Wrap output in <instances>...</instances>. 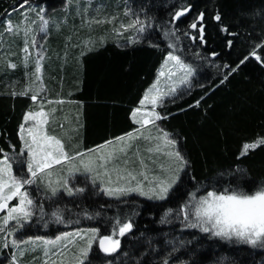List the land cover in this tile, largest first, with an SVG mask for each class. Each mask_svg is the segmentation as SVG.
Returning <instances> with one entry per match:
<instances>
[{
  "label": "snow or ice",
  "instance_id": "6c2138e0",
  "mask_svg": "<svg viewBox=\"0 0 264 264\" xmlns=\"http://www.w3.org/2000/svg\"><path fill=\"white\" fill-rule=\"evenodd\" d=\"M72 6L73 20L79 17L80 24L79 28L73 24L74 31L66 37L65 49L80 47V56L95 50L97 42L91 37L83 40L81 46L71 43L72 36H78L79 29L91 31L93 25L111 24L118 38L130 32L127 43L147 41L163 53V60L155 80L130 109L129 119L134 127L101 144L84 147L80 132L84 127L82 102L74 120L64 117L66 127L58 121L57 113L62 111L58 106L74 101H66L59 93L56 98L47 95L44 65L50 57L45 44L50 27L59 31L60 23L35 0H17L9 5L0 19V74L23 68L26 82L17 88L20 81L12 80L0 95L26 97L32 104L17 126L19 149L10 139L6 141L7 148L0 146V264H94L98 258L93 255L94 245L105 257H112L105 264H114L121 238L134 227L130 216H122L119 204L130 203L125 198L133 194L160 202L176 197L177 206L165 209L159 220L161 225L178 221L181 230H196L208 239L264 250V180H255L244 166L257 152H264V128L242 140L235 153V167L198 180L190 174L193 162L182 150L178 136L162 124L173 115L167 111L168 105L191 95L194 88L199 87L202 95L177 112L200 108L206 97L229 84L243 66L253 64L264 72V8L241 12L236 21L238 27H233L225 23L218 8L200 10L190 0H177L169 19L163 22L149 15L147 9L142 7L137 12L127 4L123 15L130 19L125 22L120 19L119 5L117 11L109 13L102 0L96 6L94 0L85 4L67 0L65 22ZM90 11L95 15H90ZM12 13L19 16L15 22ZM157 28L163 45L152 39ZM185 38L191 45L184 44ZM105 39L100 37L101 45ZM218 39L221 51L211 49L202 55L196 50L192 52L193 60L186 59L187 48L207 49L210 40ZM67 55L65 51V61ZM17 56L19 62L12 59ZM217 58L223 62H216ZM204 63L215 69L208 84L198 79ZM261 79L264 81V76ZM57 127L61 133L55 131ZM4 135L0 132V136ZM78 174L83 177L79 183ZM183 175L188 176L189 183L180 191L177 185ZM101 195L118 202L115 215L105 216L110 229L107 234H102L100 227H76L61 231L54 239L28 234L35 226L46 229L54 223L70 227L80 224L81 218H100L105 214L96 210L93 198ZM65 197L71 200L65 202ZM85 200L92 202L93 210L84 206ZM69 204L80 211H73ZM98 207L111 209L114 205L105 201ZM194 239H198L195 234ZM193 240H169L168 250L142 252L135 264H190L178 253Z\"/></svg>",
  "mask_w": 264,
  "mask_h": 264
},
{
  "label": "trees",
  "instance_id": "16d2710c",
  "mask_svg": "<svg viewBox=\"0 0 264 264\" xmlns=\"http://www.w3.org/2000/svg\"><path fill=\"white\" fill-rule=\"evenodd\" d=\"M96 1L97 4L101 3V0ZM16 2L17 0H0V19H3L5 11L9 10V5ZM35 2L46 6L47 9L60 2L59 7L57 6L54 10L61 16H59L60 19H65L66 10L63 12L61 7L67 3V0H35ZM80 2L86 3L83 0ZM102 2L106 5L105 11L109 13L117 11V5H119L120 19L125 22L130 19L123 15L125 4L137 12H140L143 7L147 9L149 15H154L158 22H163L169 19L168 14L177 0H102ZM190 2L200 10L207 8L211 11L214 7L218 8L224 16L225 23L232 24L233 27H238L236 21L241 18V12L264 8V0H190ZM72 10L67 11V21L61 22L60 30L46 43L50 50L49 56L47 53L50 59H47L44 65L45 84L49 90L47 93L49 97H56L59 93L62 97L85 103V144L96 145L134 127L129 121L130 109L136 105L143 91L155 80L163 60V53L150 47L147 41L136 45L127 43L126 37L130 35V32L118 38L112 32L111 24L93 25L91 31L87 28L79 29L78 36H72L71 43L79 44L81 41V46L83 40L91 37L97 42L95 50L80 56V47L65 49L66 37L72 35L74 31L73 24L75 23L77 28L80 24L79 17L73 20L75 13ZM89 14L95 15V12L90 11ZM18 19L19 16L13 18L14 22ZM118 25L119 21H117ZM102 36L106 39L101 45L99 41ZM152 39L162 45L164 43L159 37L158 28L153 33ZM184 44L191 45V41L185 38ZM211 49L221 51V40H210L207 49H197L195 46L187 48L186 59L193 60V51L200 50L202 55H206ZM65 51L68 53L66 61ZM52 55H56V59H52ZM12 59L19 62V56ZM231 59L234 60L235 56ZM216 62L223 61L217 58ZM197 63L202 62L197 61ZM214 74L215 69L204 63L199 70L198 79L208 84L211 83ZM262 76L264 72L258 66L249 64L234 74L229 84L220 86L206 97L200 108H188L185 112H177V109L187 108L189 103H193L202 95L199 87L194 88L191 95H186L176 104L168 105L167 111L172 112L173 115L162 124L166 130L178 136L182 150L193 162L190 174H194L198 180L225 171L229 166L235 167L237 163L235 153L242 140L252 137L264 128ZM12 80L20 81L17 88L23 86L26 82L23 68L9 70L7 75L0 74V91H6V86ZM31 104L32 101L26 97L13 98L9 95H0V132L5 133L4 136H0V146L7 148L6 141L10 139L17 145V150L19 149L17 126ZM244 166L249 168L255 180H264V152H257L245 161ZM188 183V176L183 175L177 189L183 191ZM125 199L130 203L119 204V208L122 216L131 217L134 227L131 232L121 238V249L115 254L114 264H123L125 261L127 264H135V260L142 252L155 249L168 250L169 240L176 243L180 240H193V234L198 239H194L192 244L186 245L181 253H178L181 258L189 260L190 264H264V250L235 242L208 239L196 230H181L178 221L161 225L159 220L165 209L176 207L178 204L174 196L166 202L150 201L134 195ZM69 200L71 198L65 197V202ZM93 200L97 202L96 210H100L105 215L91 221L81 218L80 224H72L70 227L54 223L46 229L35 226L33 227L35 230L29 229L28 234L54 238L61 231H71L76 227H100L102 234H107L110 229L105 216L115 215V206L118 202L102 195L94 197ZM105 201L112 203L114 207L99 209L98 205ZM91 203L85 200L84 204L90 211L93 210ZM69 207L73 211H80V208L72 204H69ZM133 212L137 214L133 215ZM66 215L70 216L71 213ZM72 218L75 219V217ZM47 229L49 231H46ZM149 241H151L150 244ZM124 253H127V256ZM93 255L98 257L94 260V264H105V260L112 259L98 252V245L93 246ZM0 261H3L2 256Z\"/></svg>",
  "mask_w": 264,
  "mask_h": 264
},
{
  "label": "crops",
  "instance_id": "0c3cea01",
  "mask_svg": "<svg viewBox=\"0 0 264 264\" xmlns=\"http://www.w3.org/2000/svg\"><path fill=\"white\" fill-rule=\"evenodd\" d=\"M49 97V96H48ZM49 98H56V97H49ZM66 101H74V102H72V103H65V104H63L62 106H58V107H60V108H62V111H60V112H58L57 113V117H58V121L59 122H61V123H65V125H66V127L68 126L67 125V121H65L64 120V117L65 116H67L68 117V119L69 120H74L75 119V116H76V114H77V112L78 111H81V104L79 103V102H82V101H77V100H75V99H73V98H66V97H63ZM82 116H81V121H82V123H83V125H84V127L80 130V132H81V135H82V138H83V146L84 147H93V146H95V145H86L85 144V131H86V105H85V103L84 102H82ZM47 107V106H46ZM132 107H134V106H132ZM131 107V108H132ZM129 121H130V123L132 124V122H131V120L129 119ZM133 125V124H132ZM134 126V125H133ZM129 130H131V128H129L128 130H126V131H129ZM55 131L57 132V133H61L62 132V130L60 129V128H56L55 129ZM125 131V132H126ZM170 132V131H169ZM124 133V132H123ZM122 133V134H123ZM119 135H121V134H119ZM115 136H117V135H115ZM113 137V136H112ZM112 137H109V138H107V139H111ZM107 139H105V140H107ZM105 140H103V141H101L100 143H98V144H101V143H103ZM97 145V144H96ZM82 180H83V177L82 176H79V174H78V179H77V181L76 182H82ZM134 196H138V195H135V194H133ZM139 197V196H138Z\"/></svg>",
  "mask_w": 264,
  "mask_h": 264
},
{
  "label": "rangeland",
  "instance_id": "374dc122",
  "mask_svg": "<svg viewBox=\"0 0 264 264\" xmlns=\"http://www.w3.org/2000/svg\"><path fill=\"white\" fill-rule=\"evenodd\" d=\"M80 1H82V0H80ZM83 1H85L86 3H87V0H83ZM94 6L95 5H99V4H97V1L96 0H94ZM59 3L60 2H57V4H55L54 6L52 5L51 7H48V9H47V11H49V16H51L55 21H57L58 23H60V25L62 24L61 22H63V20H65V19H60L59 18V16L60 15H57V13L55 12L56 10H54V9H56V7L59 5ZM44 7H46V6H44ZM59 7V6H58ZM67 9V3L64 5V6H62L61 7V10L63 11V12H65V10ZM73 9V10H72ZM69 10V9H68ZM67 10V11H68ZM71 10H72V12H74L75 13V7L74 6H72V8H71ZM71 12V11H70ZM12 16H13V18H15V17H17L18 16V14H12ZM61 17V16H60ZM60 19V20H59ZM75 19H77V18H75ZM78 21V20H77ZM56 33H57V30H56V28L54 27V26H51L50 27V35H49V38L50 37H52L53 35H56ZM39 38V37H38ZM48 38V39H49ZM74 41V40H73ZM79 44H81V41H79ZM48 45H46L45 44V47H46V49H47V53H48V56H49V53H50V50L48 49V47H47ZM75 49H77V47H74ZM15 51H19V49L18 48H16V50ZM35 54V52H34V50H33V55ZM59 58L60 59H63V57H61V56H59ZM52 59H56V55H52ZM46 62H47V59L45 60ZM163 79V78H162ZM78 183V182H77ZM32 230H35L34 228H32ZM46 231H49V229H47ZM55 238V237H54ZM54 238H49V239H54ZM0 258H1V256H0Z\"/></svg>",
  "mask_w": 264,
  "mask_h": 264
}]
</instances>
